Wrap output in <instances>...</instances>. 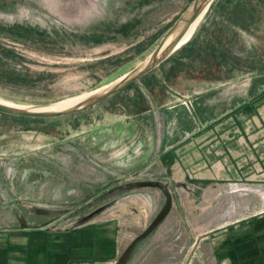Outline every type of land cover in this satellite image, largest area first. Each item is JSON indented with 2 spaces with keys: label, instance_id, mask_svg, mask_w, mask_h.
Returning <instances> with one entry per match:
<instances>
[{
  "label": "rangeland",
  "instance_id": "obj_1",
  "mask_svg": "<svg viewBox=\"0 0 264 264\" xmlns=\"http://www.w3.org/2000/svg\"><path fill=\"white\" fill-rule=\"evenodd\" d=\"M192 1L0 0V100L50 106L96 92L142 62L161 40L150 46L151 38L164 35ZM227 1L217 0L201 36L217 22L230 24L228 48L233 61L227 67L231 72L209 70L208 65L214 63L206 58L188 61L179 54L141 84L76 117L43 121L0 114V203L23 202L36 219L34 226L41 225L36 231L42 235L108 225L120 215L129 220L130 211L144 206L137 199L153 188L109 192L135 182H164L158 160L136 155L134 150L141 148L133 146L131 129L125 124L126 117L139 110V100L165 77L176 87L188 88L190 77L179 79V73L191 71L194 61L220 80H238L230 89L234 96H243L252 84L264 81V0L243 2L239 21L223 20L234 13L237 0ZM215 32L226 31L218 28ZM198 203L196 214L201 212V218L194 227L201 230L193 233L194 243L187 234L177 233L171 244L180 246L183 258L174 264H213L209 239L202 236L205 230L264 213V188L235 183L224 196L202 201L201 206ZM165 204L166 199L136 235H119L113 259L96 264H118ZM159 227L138 243L126 264L139 252H143L142 264H151L153 252L145 244Z\"/></svg>",
  "mask_w": 264,
  "mask_h": 264
},
{
  "label": "crops",
  "instance_id": "obj_2",
  "mask_svg": "<svg viewBox=\"0 0 264 264\" xmlns=\"http://www.w3.org/2000/svg\"><path fill=\"white\" fill-rule=\"evenodd\" d=\"M164 35L152 37L150 46ZM169 61L115 97L141 84ZM202 74L189 70L179 73V79L190 77L192 81L184 89L165 77L149 96L139 100V110L125 119L133 146L141 148L134 152L146 155L147 160H158L159 174L173 195L171 212L153 240L145 244L153 252L151 264L179 263L183 258L180 246L171 244L178 232L195 242L193 233L201 230L194 227L201 218V212L196 214V202L201 206L202 201L218 199L235 183L264 188V81L252 84L243 96H234L230 89L238 80ZM138 200L144 206L130 211L129 220L120 215L108 225L46 235L37 233L41 225L34 226L36 219L23 208V202L10 206L1 201L0 264H96L111 260L119 235H136L139 227L148 225L165 196L160 190L149 189ZM253 217L205 230L202 236L209 239L208 255L213 264H264V213ZM142 253L133 256L129 264H142Z\"/></svg>",
  "mask_w": 264,
  "mask_h": 264
},
{
  "label": "water",
  "instance_id": "obj_3",
  "mask_svg": "<svg viewBox=\"0 0 264 264\" xmlns=\"http://www.w3.org/2000/svg\"><path fill=\"white\" fill-rule=\"evenodd\" d=\"M215 1L216 0H193L187 10L165 33L157 47L142 62H140L136 67L122 75L114 82L101 89L96 90L100 92L90 96L83 102L76 104L75 106L70 107L68 109L59 111L14 108L0 103V113L17 118L55 120L84 113L98 105L107 102L108 100L115 97L122 90L131 86L132 84L139 81L156 68L163 65L178 50L185 46L194 36L195 32L203 22L204 18L208 14ZM197 21H199L198 25L196 26V29L192 34L191 38L188 41L183 42V39L185 38L186 34L191 29L193 24ZM33 106L43 107L48 105ZM135 188H153L160 190L165 196L166 204L162 211L159 213V215L156 217V219L148 226L145 232L132 243L130 248H128V250L122 256L118 264H126L138 243L149 237L159 227V225L169 215L173 207V195L170 186L162 181H143L127 185H121L111 190L109 194H114L116 192ZM104 197L106 196H102V198ZM90 205L92 206L93 204Z\"/></svg>",
  "mask_w": 264,
  "mask_h": 264
},
{
  "label": "trees",
  "instance_id": "obj_4",
  "mask_svg": "<svg viewBox=\"0 0 264 264\" xmlns=\"http://www.w3.org/2000/svg\"><path fill=\"white\" fill-rule=\"evenodd\" d=\"M220 1L221 0H219V2ZM249 1L250 0L234 1V4L236 3L235 7H233V9H235L234 13L231 14V16H229V17H225L223 20L226 21V20H230L231 18H233V19L235 18V21L236 20L239 21V17H238L239 15H237V13H239V11H241V13H242V11L244 12L245 8H243V2H244V4H246ZM216 3H217V0L214 2V4L212 5L211 9L208 12V14L206 15V21L201 23V25L198 27L197 31L195 32V34L191 38V40L185 46H183L180 50H178L170 58V60H172L174 57H177L179 54H182V56H185L184 59L188 60V61H189V59L191 61L192 60L196 61L197 59L198 60H204V58H206L208 60V62L214 63L211 65H208V66H210L209 70L214 68L219 73H222V74H226L227 72L232 71V69L228 70L230 68L227 67L228 65L232 66L231 62L233 61V58L229 55V48H228V45H229L228 42L230 40H232L229 38V31H228L229 30L228 26L230 24L227 25L225 23H218L217 22V23L213 24L212 31L207 33L206 36H204V38L201 36L202 30L204 29L207 20L211 17L212 11L215 10L214 8L216 6L215 5ZM230 3H232V2H230ZM242 18H244V16ZM218 28L221 30H225L226 31L225 34L216 33L215 31ZM11 30L13 31L14 29H11ZM233 38H234V36H233ZM195 61L191 62L194 65V67L191 68L192 72L193 71H199V73H200V72H204L207 70V66L205 68L206 70H201L200 67L196 66ZM180 66H183V64H181ZM186 71H188V70H186ZM179 72H181V71H179ZM204 73H205L207 78H209L210 76L213 78L218 77V76H216V74L212 73V71H207ZM2 115L7 116V117H11V118H16V117L5 115V114H2ZM34 120L49 121V120H44V119H34Z\"/></svg>",
  "mask_w": 264,
  "mask_h": 264
},
{
  "label": "bare ground",
  "instance_id": "obj_5",
  "mask_svg": "<svg viewBox=\"0 0 264 264\" xmlns=\"http://www.w3.org/2000/svg\"><path fill=\"white\" fill-rule=\"evenodd\" d=\"M199 21H200V19H199ZM199 21H197L196 23L193 24V26L191 27V29L188 31L185 38L183 39V42H186L191 38V36L194 33L196 26L198 25ZM99 92L100 91H96V92H93L91 94H87V95H83V96H80V97H77L74 99L67 100L65 102H61V103L50 105V106H43V107H40V106H22V105H17L14 103L2 101V100H0V103L7 105V106L14 107V108H22V109H29V110H57V111H59V110H65V109H68L70 107H73L76 104L83 102L85 99H87L90 96L97 94Z\"/></svg>",
  "mask_w": 264,
  "mask_h": 264
}]
</instances>
